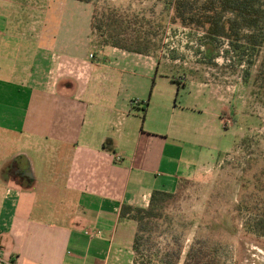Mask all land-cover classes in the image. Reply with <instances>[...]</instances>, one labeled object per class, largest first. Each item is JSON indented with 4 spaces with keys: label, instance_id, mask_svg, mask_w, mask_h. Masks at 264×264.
I'll return each instance as SVG.
<instances>
[{
    "label": "crops",
    "instance_id": "0c3cea01",
    "mask_svg": "<svg viewBox=\"0 0 264 264\" xmlns=\"http://www.w3.org/2000/svg\"><path fill=\"white\" fill-rule=\"evenodd\" d=\"M60 22L31 51L29 35L11 50L1 38L3 84L16 93L0 99V130L25 140L0 164V250L18 264H131L136 225L122 206L146 208L154 190L176 192L227 152L205 143L228 130L220 98L153 54L128 52L139 66L121 67L109 57L127 51L107 46L95 63L91 26L79 44L78 23Z\"/></svg>",
    "mask_w": 264,
    "mask_h": 264
},
{
    "label": "rangeland",
    "instance_id": "374dc122",
    "mask_svg": "<svg viewBox=\"0 0 264 264\" xmlns=\"http://www.w3.org/2000/svg\"><path fill=\"white\" fill-rule=\"evenodd\" d=\"M93 1L0 0V42L5 35L12 38L7 49L11 50L20 38L29 35L31 51L36 46L34 35L54 34L59 21H76L79 44H84L82 35L89 34L93 15L95 25L103 23L104 30L116 21L121 45L130 51L153 54L162 69L177 81L179 75L185 83L200 81L205 85V99L213 93L219 96L217 109L228 128H223L222 135L205 139L207 146L219 142L227 152L215 164L203 167L196 179L182 181L169 202V218L142 234L140 254L132 250L131 264H264V237L245 233L241 220H231L236 214L233 206L242 198L252 201L264 195L257 188L243 191L240 187L245 169L251 177L264 166V30L260 44L253 47L244 38L248 34L245 30L236 40L212 37L203 30L172 22L165 3L169 0ZM232 17L226 14L222 22ZM89 39L90 58L97 63V57L104 56L100 44L107 34L100 36L91 26ZM84 51L80 49L79 54ZM128 52L110 55L109 64L137 68L138 56ZM11 61L0 59L4 66ZM4 68L0 67L4 71L0 73V99L8 100L16 91L11 93L4 86L3 81L11 78L10 67ZM205 108L212 111L215 103L206 102ZM24 136L0 130V164L24 149Z\"/></svg>",
    "mask_w": 264,
    "mask_h": 264
},
{
    "label": "trees",
    "instance_id": "16d2710c",
    "mask_svg": "<svg viewBox=\"0 0 264 264\" xmlns=\"http://www.w3.org/2000/svg\"><path fill=\"white\" fill-rule=\"evenodd\" d=\"M86 4H93V0H74ZM166 3L167 10L172 13L170 19L179 23L185 28H196L203 30L212 37L228 36L236 40L240 39L242 30L248 32L244 38L247 42L257 47L263 39L264 30V0H169ZM232 14V21L223 23L224 15ZM94 15L92 16V30L98 31L100 36L107 34V39L101 42V47H113L129 52L143 54L141 51H130L120 43L121 33L117 30L119 23L111 22L105 25H95ZM113 28V31H111ZM143 111L147 103H143ZM244 170L241 176L240 187L247 191L250 187L257 188L264 193V166L255 172L251 177L247 176ZM182 181L180 182V184ZM179 184V186H180ZM178 186V188H179ZM178 190V189H177ZM176 192L170 193L154 190L151 193L149 205L146 208L139 206L123 205L120 212L122 220H132L135 225V234L132 243V250L138 256L140 254L143 233H147L159 221L168 216L169 202L175 197ZM235 216L231 220H241L243 231L259 237H264V195L248 200L242 198L233 206ZM237 215V216H236ZM243 220V221H242Z\"/></svg>",
    "mask_w": 264,
    "mask_h": 264
},
{
    "label": "built area",
    "instance_id": "2783aa9c",
    "mask_svg": "<svg viewBox=\"0 0 264 264\" xmlns=\"http://www.w3.org/2000/svg\"><path fill=\"white\" fill-rule=\"evenodd\" d=\"M116 160L117 161H120V157L119 156H116ZM149 202L147 201L146 202V206L148 207V204ZM95 234H100L99 231H97L96 233L95 232H91L89 233L90 236H95ZM0 264H18L16 260H14L13 258H5L0 250Z\"/></svg>",
    "mask_w": 264,
    "mask_h": 264
},
{
    "label": "flooded vegetation",
    "instance_id": "af4514ba",
    "mask_svg": "<svg viewBox=\"0 0 264 264\" xmlns=\"http://www.w3.org/2000/svg\"><path fill=\"white\" fill-rule=\"evenodd\" d=\"M232 15V14H231ZM223 18H224V16H223ZM222 18V20L221 21H223L224 19ZM233 20V18L232 19H228V21H232ZM228 21H226V22H228ZM225 22V23H226ZM222 35H220V37H221ZM222 37H224V36H222Z\"/></svg>",
    "mask_w": 264,
    "mask_h": 264
}]
</instances>
